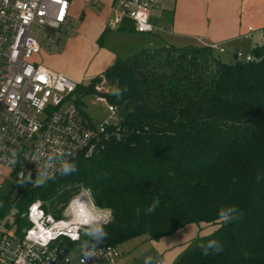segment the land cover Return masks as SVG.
Instances as JSON below:
<instances>
[{"label": "trees", "instance_id": "obj_1", "mask_svg": "<svg viewBox=\"0 0 264 264\" xmlns=\"http://www.w3.org/2000/svg\"><path fill=\"white\" fill-rule=\"evenodd\" d=\"M250 53L249 62L224 63L199 44H166L115 59L102 74L118 118L110 138L92 156L70 162L75 174H58L21 201L56 197L45 209L57 217L58 204L88 190L95 206L111 213L102 224L108 237L97 248L205 223L218 227L174 264H264V45ZM98 80L78 94L92 92ZM230 206L239 218L224 223L218 213ZM90 239L86 232L78 245ZM213 239L223 251L203 256L198 245Z\"/></svg>", "mask_w": 264, "mask_h": 264}, {"label": "built area", "instance_id": "obj_2", "mask_svg": "<svg viewBox=\"0 0 264 264\" xmlns=\"http://www.w3.org/2000/svg\"><path fill=\"white\" fill-rule=\"evenodd\" d=\"M69 8V0H0V264H116L121 256L117 247L104 246L87 257L78 245L89 230L79 220L84 211L93 213L97 223L107 222L88 190L62 203L57 217L38 199L21 206L25 193L52 180L35 184L39 170L52 171L45 169L50 156L69 162L88 158L110 138L108 129L118 122L104 76L92 92L79 95L78 89L91 81L74 83L33 61L41 51L39 38L55 44L59 31L68 27ZM154 8L155 0H115L111 27L128 19L137 33L163 34L166 29L151 21ZM253 33L248 26L236 40H251ZM259 34L264 45V29ZM197 42L216 54L226 52L221 43ZM234 58L249 62L252 55L236 51ZM87 98L106 109L108 120L96 122L86 115L81 105ZM29 173L32 182L27 181ZM6 182L9 189L3 194Z\"/></svg>", "mask_w": 264, "mask_h": 264}, {"label": "crops", "instance_id": "obj_3", "mask_svg": "<svg viewBox=\"0 0 264 264\" xmlns=\"http://www.w3.org/2000/svg\"><path fill=\"white\" fill-rule=\"evenodd\" d=\"M115 0H69V21L68 27L65 31L69 34L70 41L78 44V41H87L90 44L91 53L102 55L104 59L102 71H104L117 58H127L134 53H138L141 47L154 48L161 44H169L163 41L161 34H147L152 36V40L139 39L146 33H137L135 25L132 21L124 19L120 24L111 27L113 21V14L111 8ZM211 0H155V8L151 14V21L158 26H163L166 29L165 34L171 36H178L180 38L190 33L198 32L199 36H192V40L196 43L187 45L191 47L198 44L197 39H201L208 43H221L225 49L226 46L232 45L234 49L232 54L234 56L236 51L243 53H250L254 47L261 45V37L259 31L264 29V13L260 14L255 22V26L248 24H232L223 21L219 23L222 16L224 17V8H205L204 4ZM233 3H238V0H232ZM253 3L252 0H248ZM264 2V0H262ZM173 2V7H170ZM98 9L99 17L95 25L89 23L84 25V18L92 12L90 9ZM154 12H159V19ZM168 12L170 15H168ZM155 14V15H154ZM212 20L211 26H205V18ZM76 20L77 27H72V21ZM80 20V22H79ZM225 20V19H224ZM164 21V22H163ZM215 22V24H214ZM253 28V36L251 40L237 41V37L247 31V27ZM71 30V31H70ZM170 31V32H169ZM163 33V34H164ZM114 36L122 41L124 47L122 51L112 50L110 47L97 48L95 43L104 41L107 35ZM160 36V37H156ZM202 37V38H201ZM135 38L139 41H135ZM158 38V39H157ZM97 41V42H96ZM145 43V44H144ZM244 44V49L240 45ZM140 50V51H141ZM227 52V49H226ZM235 59V58H234ZM106 65V66H105ZM216 227L211 224H189L183 229L158 240L147 241V247L138 249L137 255L133 258L120 259L117 264H144L146 257H153V264H174L177 258L187 249L190 243L197 237H203L214 232ZM135 252V251H134Z\"/></svg>", "mask_w": 264, "mask_h": 264}, {"label": "rangeland", "instance_id": "obj_4", "mask_svg": "<svg viewBox=\"0 0 264 264\" xmlns=\"http://www.w3.org/2000/svg\"><path fill=\"white\" fill-rule=\"evenodd\" d=\"M252 2L253 3L249 2L248 0H238V3L236 2L233 3L232 0H211L209 2H206L204 6L205 8L219 7V8L226 9L223 12L224 17L222 16L219 23H222L223 21H225L227 22V24L232 23L236 25L237 23V25L242 24L244 26H247L248 24H250L252 26H255L254 21L257 20L260 14L264 13V2L262 0H252ZM171 6L173 7V2H171L170 7ZM90 11L92 12L93 15L89 13L88 17L84 18L83 28H84V25L87 23L91 25H95V23L98 22V19H97V17H99L98 9L94 8V9H90ZM154 13L157 15V18H158L159 12H154ZM168 15H170L169 12H168ZM211 24H212V20L208 21L206 17L205 26H211ZM77 26L78 25H77L76 20L72 21V27L76 28ZM190 34L191 35H185L182 38L176 35L171 36L165 33L161 34L160 35L161 37L160 36H156V37H160L163 41H166L175 47H185L187 45L196 44L192 40L191 38L192 36L200 37L199 35L200 33L198 32H194ZM151 37L152 36L145 34L142 37H139V39H143V41H146V39H150ZM70 38L71 37L69 36V34H67L65 29H62L61 31H59V36L55 38V41H56L55 44H50L47 41H44L41 38H39V43L41 45V51L39 54L33 57L34 63L48 69L49 71L53 73L61 74L74 83L86 84V83H89L91 79H93L94 77L99 76L101 78L103 76L102 75L103 71L101 69H102L103 62H104V59L102 60V55H99V54L96 55L94 53H91L90 44H88L87 41H78V44H76L75 42L70 41ZM153 40L151 38L150 41H153ZM135 41H139V40L135 38L134 42ZM95 44L97 48L101 47L105 50L106 47H110L112 50H115L117 52L122 51L124 47L122 41H120L118 38H115L114 36H110L109 34L107 35L104 41H99V43H95ZM163 45L164 44H161L157 47L150 48V49H158L162 47ZM244 46H245L244 44H241L240 45L241 49H244ZM226 47H227L226 48L227 52L219 53L216 55L219 57V59L222 62L229 63L231 61H234V56L232 54V50L234 49V46L232 44ZM141 48L138 51H140ZM81 109L85 111L88 117H90L96 122H103L105 120H108L109 113L106 111L104 107L96 104L93 101V98L85 99L83 101V104L81 105ZM0 182H2L1 178H0ZM2 186L3 187H2L1 192L3 194H6L9 189V184L6 182V183H3ZM54 199H56V197H53L52 200L46 201L45 207H47ZM21 204L25 205L23 201H21ZM61 205L62 203L58 204L57 210H59V207ZM97 208H98L97 213L102 218L107 217V220L110 219L111 213L108 209L99 208V207ZM214 226L216 228L218 227V225H214ZM147 241L148 240H145L144 238L139 237V238L128 240L124 242L123 244L117 246L119 252L121 253V256L118 259V261L120 259H128V258L135 257L137 255L136 253L139 251L138 249L143 248V246L147 247ZM118 261L116 262V264L118 263Z\"/></svg>", "mask_w": 264, "mask_h": 264}, {"label": "clouds", "instance_id": "obj_5", "mask_svg": "<svg viewBox=\"0 0 264 264\" xmlns=\"http://www.w3.org/2000/svg\"><path fill=\"white\" fill-rule=\"evenodd\" d=\"M124 91H127V88H125ZM113 95L119 98L118 92H113ZM129 111H134V109L130 108ZM34 160H36V157H34ZM15 162V159L11 161V163L13 164ZM45 169H51L52 171L49 172L44 169L39 170L35 180L36 185H42L49 179H55V172L57 171L62 176H70L78 171V168L75 163H70L68 160L62 158L57 159L56 157L51 156L46 161ZM21 178H23V176ZM27 181L32 182L30 173L27 176ZM158 205L159 200H154L153 203L148 207L147 213H153L158 207ZM81 209L84 210L83 205H81ZM238 213L239 209L235 206L222 208L218 213V219L223 221L224 223H230L239 218ZM79 220L81 223H86L90 229L87 232V235L91 239L89 240L87 245H81V248L84 251L85 256L91 257L94 255L97 246L102 244L104 240L108 237V233L104 230V227L101 223H97L95 221L93 213L91 212L84 211V215L80 217ZM73 239H78V237L74 235ZM198 247L201 249V254L205 257L209 256L210 254L218 255L223 251L222 245L215 239L209 240L207 243H201L198 245ZM144 264H153V257H146L144 260Z\"/></svg>", "mask_w": 264, "mask_h": 264}, {"label": "water", "instance_id": "obj_6", "mask_svg": "<svg viewBox=\"0 0 264 264\" xmlns=\"http://www.w3.org/2000/svg\"><path fill=\"white\" fill-rule=\"evenodd\" d=\"M98 223H101V222H98Z\"/></svg>", "mask_w": 264, "mask_h": 264}]
</instances>
